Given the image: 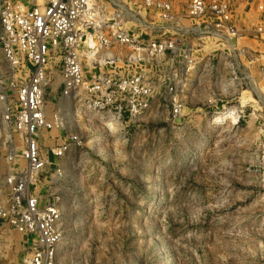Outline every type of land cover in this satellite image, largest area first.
Wrapping results in <instances>:
<instances>
[{"label": "rangeland", "instance_id": "obj_1", "mask_svg": "<svg viewBox=\"0 0 264 264\" xmlns=\"http://www.w3.org/2000/svg\"><path fill=\"white\" fill-rule=\"evenodd\" d=\"M20 1L28 7L43 3ZM258 17L257 11L251 14L239 51L222 62L217 80L196 82L194 89L176 95L159 89L152 110L139 121H110L65 106L60 65L53 61L47 70V112L51 116L60 109L65 126L50 133L43 150L70 133L79 140L64 158L51 159L54 165L30 190L62 210L64 240L56 264H264ZM126 28L144 40L151 32L132 24ZM218 48L207 45L196 55L216 54ZM235 62L241 65L237 79L230 68ZM242 63L251 68L250 81L243 79ZM171 99L182 109L176 119L170 114ZM6 117L0 106L5 196L9 180L26 169L20 158L24 135L14 118ZM26 255V239L2 221L0 264H22Z\"/></svg>", "mask_w": 264, "mask_h": 264}, {"label": "built area", "instance_id": "obj_2", "mask_svg": "<svg viewBox=\"0 0 264 264\" xmlns=\"http://www.w3.org/2000/svg\"><path fill=\"white\" fill-rule=\"evenodd\" d=\"M127 1L43 0L28 7L20 0H0V106L24 135L20 158L26 163L25 171L9 180L6 196L0 185V233L5 221L26 239L22 264H56L64 240L59 205L30 190L54 165L51 159L64 158L79 140L70 133L43 150L50 133L65 126L60 109L47 112V70L53 61L60 65L65 103L110 121H139L152 110L159 89L176 95L196 82L217 80L222 62L239 51L246 28L238 14L242 0ZM246 2L247 12L259 13L256 63L264 85V0ZM127 24L150 30L148 39L130 33ZM207 45L219 47L216 54L198 57ZM242 66L243 79L250 81L251 68ZM238 67L230 66L235 79ZM170 104L176 119L181 106L175 99Z\"/></svg>", "mask_w": 264, "mask_h": 264}, {"label": "crops", "instance_id": "obj_3", "mask_svg": "<svg viewBox=\"0 0 264 264\" xmlns=\"http://www.w3.org/2000/svg\"><path fill=\"white\" fill-rule=\"evenodd\" d=\"M246 7H247L246 0H242V3H240L239 9H238V14L241 19V26H247V22L250 21L251 14H253V12H256L254 10L247 12L245 10Z\"/></svg>", "mask_w": 264, "mask_h": 264}, {"label": "bare ground", "instance_id": "obj_4", "mask_svg": "<svg viewBox=\"0 0 264 264\" xmlns=\"http://www.w3.org/2000/svg\"><path fill=\"white\" fill-rule=\"evenodd\" d=\"M70 105V102H66L65 103V106H69ZM231 115H229L228 117H224L225 119L229 118ZM23 144V143H22Z\"/></svg>", "mask_w": 264, "mask_h": 264}]
</instances>
